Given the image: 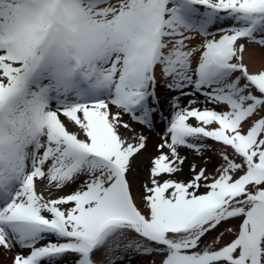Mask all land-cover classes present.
<instances>
[{
  "label": "snow or ice",
  "instance_id": "obj_1",
  "mask_svg": "<svg viewBox=\"0 0 264 264\" xmlns=\"http://www.w3.org/2000/svg\"><path fill=\"white\" fill-rule=\"evenodd\" d=\"M0 264H264V0H0Z\"/></svg>",
  "mask_w": 264,
  "mask_h": 264
},
{
  "label": "bare ground",
  "instance_id": "obj_2",
  "mask_svg": "<svg viewBox=\"0 0 264 264\" xmlns=\"http://www.w3.org/2000/svg\"><path fill=\"white\" fill-rule=\"evenodd\" d=\"M245 59H246V61L248 60V55H247V54L245 55ZM259 66H260L259 63L256 64V65H254V67H259ZM158 123H159V122H158ZM160 127H162V125H160ZM145 134L150 136L151 143H153V144H154L155 142H157V141L160 139L159 135H157L155 132H148V131H145ZM153 150H154V149H153ZM189 162H192V157H191V156H190ZM195 162L199 163L198 160L195 161ZM185 172H187V165L185 166Z\"/></svg>",
  "mask_w": 264,
  "mask_h": 264
}]
</instances>
